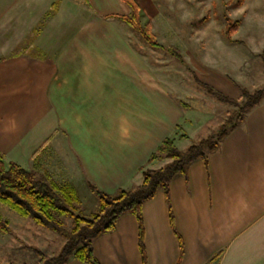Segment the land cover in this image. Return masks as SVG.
<instances>
[{"label":"crops","instance_id":"1","mask_svg":"<svg viewBox=\"0 0 264 264\" xmlns=\"http://www.w3.org/2000/svg\"><path fill=\"white\" fill-rule=\"evenodd\" d=\"M133 1L153 28L152 0ZM129 12L125 0H0L4 160L76 193L88 183L109 196L141 184L140 169L175 122L129 75L135 67L122 66L127 44L115 23ZM209 71L201 82L239 98L230 77ZM168 192L170 210L161 190L142 205L145 264H264V97ZM93 252L99 264H142L136 218L123 215Z\"/></svg>","mask_w":264,"mask_h":264},{"label":"rangeland","instance_id":"2","mask_svg":"<svg viewBox=\"0 0 264 264\" xmlns=\"http://www.w3.org/2000/svg\"><path fill=\"white\" fill-rule=\"evenodd\" d=\"M152 3L158 12L153 28L149 14L141 12V23L150 24L162 48L150 47L124 22L116 21L118 33L129 46L120 43V59L124 68L135 67L137 74L129 75L139 86L153 90V98L170 121L175 122L165 138H175V147L185 151L217 134L228 119L234 121L237 111L209 96L195 83L193 74L205 81L211 70L230 77L239 90L252 92L264 88V0H152ZM220 30L235 42H226L220 36L224 45L216 44ZM196 37L201 39L197 41ZM3 39L1 36L0 45L4 44ZM169 47L179 52L182 62L164 49ZM237 66L242 67V74L234 69ZM177 132L185 134V138H178ZM145 166L152 169L154 164ZM76 194L79 202L75 214L89 218L98 213V200L89 188H79ZM0 216L9 228L7 233L0 231L2 264H38L36 251L43 253L40 256L43 262L57 256L66 242L64 236L19 216L2 203ZM56 220L67 232L74 227L70 216H57Z\"/></svg>","mask_w":264,"mask_h":264},{"label":"trees","instance_id":"3","mask_svg":"<svg viewBox=\"0 0 264 264\" xmlns=\"http://www.w3.org/2000/svg\"><path fill=\"white\" fill-rule=\"evenodd\" d=\"M130 12L119 16L130 29L138 33L150 47L161 49L156 41L148 22L141 23V12L133 0H125ZM227 35V34H226ZM172 56L182 62L179 52L174 48H164ZM195 83L216 101L237 108L234 121L228 119L225 127L217 134L201 140L179 151L175 147V138H165L148 158L147 164L164 162L162 167L151 169L143 166L140 171L142 182L131 190L121 189L114 196H109L94 185L88 184L89 190L96 196L99 211L86 218L74 213L75 205L79 202L75 189L68 184L57 185L35 171H28L13 162H5L0 154V203L6 205L21 217L30 218L36 225L53 231L66 238L57 256L41 261L43 253L36 251L39 256L38 264H67L74 258L83 264H99L93 252V242L104 233L115 229L118 220L125 214H132L138 224V246L145 264L143 245L142 205L151 200L158 191H163L167 205L169 202V183L178 175H185L187 167L197 160L206 162L208 153L214 151L227 133L236 128L243 121L245 114L260 103L264 97V88L249 92L240 89L238 99H232L216 91L211 86L201 82L195 74ZM175 135L185 138V134ZM171 214V213H170ZM57 216H70L74 227L67 232L62 224L56 220ZM172 220V215H170ZM0 231H9L8 223L0 216ZM183 251L181 244V253ZM2 264V263H0Z\"/></svg>","mask_w":264,"mask_h":264}]
</instances>
